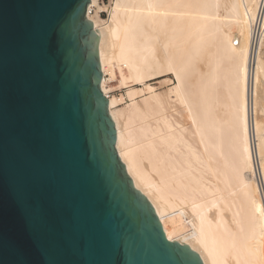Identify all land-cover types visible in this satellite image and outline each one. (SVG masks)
Returning a JSON list of instances; mask_svg holds the SVG:
<instances>
[{"label":"bare ground","instance_id":"bare-ground-1","mask_svg":"<svg viewBox=\"0 0 264 264\" xmlns=\"http://www.w3.org/2000/svg\"><path fill=\"white\" fill-rule=\"evenodd\" d=\"M86 19L118 159L166 238L264 264V0H88Z\"/></svg>","mask_w":264,"mask_h":264},{"label":"water","instance_id":"water-1","mask_svg":"<svg viewBox=\"0 0 264 264\" xmlns=\"http://www.w3.org/2000/svg\"><path fill=\"white\" fill-rule=\"evenodd\" d=\"M87 2L0 0V264H202L118 159Z\"/></svg>","mask_w":264,"mask_h":264},{"label":"rangeland","instance_id":"rangeland-1","mask_svg":"<svg viewBox=\"0 0 264 264\" xmlns=\"http://www.w3.org/2000/svg\"><path fill=\"white\" fill-rule=\"evenodd\" d=\"M105 3H108V1L109 0H103ZM100 14V16L102 17V18H106V12H104V11H102V12H100L99 13ZM166 77V78H165ZM169 78H171V75H167V76H162V77H159V78H156V79H153V80H151V81H149V83H151V85L153 86V87H157L156 88V90L157 91H159V90H161V91H163V90H165L168 86H170L169 84L167 85V83H164V84H161L162 83V81H160V80H166V79H169ZM158 79V80H157ZM158 81H159V83H158ZM111 86H112V89L110 90V94L111 95H114V96H116V97H118V96H120L121 94H125V91H126V87L125 86H121V85H119L118 84V82H117V80H114V81H112L111 82V84H110ZM161 85H163V86H161ZM159 88V89H158ZM103 94V93H102ZM104 95V94H103ZM127 100V99H126ZM122 105H124V103H122V104H120L119 105V107H121ZM118 107V106H117ZM183 217H180L179 218V223H181L182 225H185V228H184V230L186 231V229H187V231L186 232H188V231H190L189 230V228L191 229V222L189 223V221L190 220H187V219H189V218H186V217H184L183 219H182ZM187 221V222H186Z\"/></svg>","mask_w":264,"mask_h":264}]
</instances>
